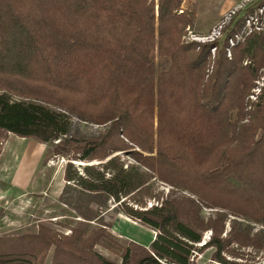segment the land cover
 Masks as SVG:
<instances>
[{"label": "trees", "instance_id": "1", "mask_svg": "<svg viewBox=\"0 0 264 264\" xmlns=\"http://www.w3.org/2000/svg\"><path fill=\"white\" fill-rule=\"evenodd\" d=\"M166 1L0 0V132L70 159L60 201L71 213L58 223L72 229L60 234L46 220L35 233L0 235V264H44L52 247V264H113L93 249L108 234L92 227L103 220L89 206L110 199L156 231L149 246L122 247V264H194L207 227L219 262L264 264L223 255L232 241L264 247V231L258 243L244 227L264 224V88L249 97L264 38L252 35L232 58L220 40L212 59L213 43L182 41L192 21L176 11L179 0ZM72 115L105 129L72 135ZM118 152L138 163L125 167ZM152 179L190 195L159 201ZM145 197L158 204L133 206ZM201 206L241 220L222 237V218L205 224Z\"/></svg>", "mask_w": 264, "mask_h": 264}, {"label": "rangeland", "instance_id": "2", "mask_svg": "<svg viewBox=\"0 0 264 264\" xmlns=\"http://www.w3.org/2000/svg\"><path fill=\"white\" fill-rule=\"evenodd\" d=\"M159 1L154 0L155 8H159ZM164 1V0H162ZM170 2L169 0L166 1ZM179 14L191 19L192 24L185 27L182 41H197L201 44L213 43L210 48L212 59L217 54L216 42L222 41L226 44L225 51L229 58H232L233 49L244 43L254 34L264 38V0H179L177 7ZM263 46V44H262ZM254 63L258 66L259 76L254 81L250 99H256L264 88V67L260 64L264 62V52L257 54ZM248 61H243L247 64ZM261 68V69H260ZM60 111H65L57 108ZM69 122L71 134L83 138L98 135L104 131L103 125L90 123L75 115L70 116ZM56 141V140H55ZM51 143H41L34 138L18 136L10 131L0 132V235L14 236L24 235V233L38 232L39 222H49V226L57 229L60 234H72L71 227L59 225L60 220L67 218L66 214L71 213L70 208L62 201L61 196H67L64 170L68 159L66 156L57 155L52 151ZM115 154V153H114ZM112 154V155H114ZM125 162V167L132 163H138L133 157L125 153L118 152ZM20 162V164H19ZM77 165L80 163L98 164L101 160L73 161ZM36 165V167H34ZM17 168V169H16ZM16 169V172H14ZM83 173L82 167H78ZM31 176V177H30ZM17 177V178H16ZM29 183L26 185V181ZM16 181L21 185H15ZM155 179V178H154ZM153 180L151 183L154 194L160 195V200L167 198L172 193L173 197L190 195L188 190H172L173 186L160 180ZM145 207L133 204L135 208H149L153 204H158L155 197H145ZM94 212L99 213L102 220L91 221V225L102 227L109 237H105L102 243L95 244L93 249L104 260L113 264L123 263V248L130 245L131 240L143 246H149L155 237L156 231L144 225L138 219L129 216L123 209L115 207L117 202L108 200L106 205L95 201L89 203ZM218 208L201 206L200 216L205 224L222 218V237L227 238L233 225L232 214L219 213ZM227 211V210H226ZM71 218V217H70ZM241 220V218L236 217ZM235 218V219H236ZM47 220V221H46ZM50 220V221H49ZM52 220V221H51ZM72 220L73 219H68ZM120 220V221H119ZM238 220V221H239ZM242 221H244L242 219ZM75 223V222H74ZM239 223V222H238ZM106 224V225H105ZM245 228L251 239L260 242L261 231H264V224L246 220ZM116 226V228H115ZM93 230V229H92ZM122 235H120L119 233ZM203 241H209L213 235L210 227L202 231ZM197 243L201 247V243ZM249 244V245H248ZM241 245L236 241L229 244L233 253L223 252V255L230 260L239 262H264V247H259L256 243ZM87 251V250H86ZM54 248L46 254L44 264H52ZM214 249L207 244L202 245L200 252H194L192 260L194 264H223L213 256Z\"/></svg>", "mask_w": 264, "mask_h": 264}, {"label": "crops", "instance_id": "3", "mask_svg": "<svg viewBox=\"0 0 264 264\" xmlns=\"http://www.w3.org/2000/svg\"><path fill=\"white\" fill-rule=\"evenodd\" d=\"M19 164H20V162H19ZM34 167H36V165L34 166ZM17 169V168H16ZM16 169H15V171L14 172H16ZM31 177V176H30ZM17 178V177H16ZM29 178H28V181H26V185H27V183H29ZM15 185L17 186V187H19V188H25L26 187V185L24 186V187H21V185L16 181V179H15ZM120 221V220H119ZM115 228H116V226H115ZM119 233V232H118ZM120 235H122L121 233H119ZM123 236V235H122Z\"/></svg>", "mask_w": 264, "mask_h": 264}, {"label": "clouds", "instance_id": "4", "mask_svg": "<svg viewBox=\"0 0 264 264\" xmlns=\"http://www.w3.org/2000/svg\"><path fill=\"white\" fill-rule=\"evenodd\" d=\"M77 164V163H76ZM83 165H85V163H82ZM202 242V241H201ZM207 243V241L205 240V241H203L202 243H201V246L202 245H204V244H206Z\"/></svg>", "mask_w": 264, "mask_h": 264}, {"label": "water", "instance_id": "5", "mask_svg": "<svg viewBox=\"0 0 264 264\" xmlns=\"http://www.w3.org/2000/svg\"><path fill=\"white\" fill-rule=\"evenodd\" d=\"M81 165H83L82 163H80Z\"/></svg>", "mask_w": 264, "mask_h": 264}]
</instances>
